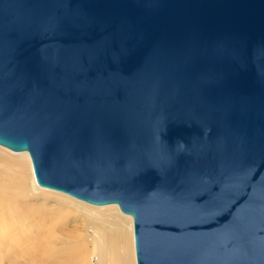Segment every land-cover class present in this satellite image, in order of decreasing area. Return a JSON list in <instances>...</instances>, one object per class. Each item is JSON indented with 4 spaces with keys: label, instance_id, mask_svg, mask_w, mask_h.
Wrapping results in <instances>:
<instances>
[{
    "label": "water",
    "instance_id": "95a60500",
    "mask_svg": "<svg viewBox=\"0 0 264 264\" xmlns=\"http://www.w3.org/2000/svg\"><path fill=\"white\" fill-rule=\"evenodd\" d=\"M0 145L138 264H264V0H0Z\"/></svg>",
    "mask_w": 264,
    "mask_h": 264
},
{
    "label": "rangeland",
    "instance_id": "374dc122",
    "mask_svg": "<svg viewBox=\"0 0 264 264\" xmlns=\"http://www.w3.org/2000/svg\"><path fill=\"white\" fill-rule=\"evenodd\" d=\"M1 152L12 157L20 156L2 147ZM2 168L1 201L18 204L24 216L13 225L0 220V246L3 250V253L0 252V264H87V257L91 255L97 238L95 226L102 221H107L106 226L110 224L112 228L118 226L111 218H106L107 214H103L101 220H96L93 212L75 210L64 202L48 195L36 194L31 189L28 195L12 191L10 196L3 181L15 170L10 166ZM72 246L75 247L74 251L70 250ZM64 249L71 252L67 261L62 258ZM50 251L59 253L56 259L52 258ZM92 260L96 263L97 257Z\"/></svg>",
    "mask_w": 264,
    "mask_h": 264
},
{
    "label": "bare ground",
    "instance_id": "6f19581e",
    "mask_svg": "<svg viewBox=\"0 0 264 264\" xmlns=\"http://www.w3.org/2000/svg\"><path fill=\"white\" fill-rule=\"evenodd\" d=\"M0 147L13 152V155L20 154V156L12 157L10 155H3L2 152L0 153V182L3 178L1 177V172L3 171L2 166H10L15 170L14 174L7 175L3 181L7 191H10V196H12V191L20 194L26 193L28 195V190L31 189V191L36 194L48 195L58 201L64 202L75 210L93 212L96 216L94 217L96 220H101L103 218L102 215L107 214L106 218H111L115 224H118L117 227L113 228L110 224L106 226L107 221H102L96 226L94 225L97 238L93 244L91 255L87 257V264H138L135 246L134 219L132 215L124 213L116 203L96 205L74 197L66 192L39 185L33 162L28 151H14L2 145H0ZM2 198L3 196L0 195V220L5 224L13 225L16 221H19L20 218H23L24 213L23 210H21L22 207L13 202L8 203L5 200V202H2ZM1 237L2 235L0 233V238ZM70 250L74 251L75 247L72 246ZM1 251L3 253L2 246H0V252ZM62 251V255L64 256L62 258H65L64 260L67 261V256H69L71 252L66 249ZM51 254L52 258L56 259V255L59 253L51 252ZM93 257H97L96 263L93 262Z\"/></svg>",
    "mask_w": 264,
    "mask_h": 264
}]
</instances>
